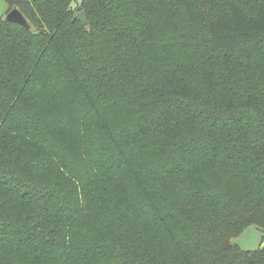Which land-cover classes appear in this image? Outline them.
Returning a JSON list of instances; mask_svg holds the SVG:
<instances>
[{
  "label": "trees",
  "instance_id": "obj_1",
  "mask_svg": "<svg viewBox=\"0 0 264 264\" xmlns=\"http://www.w3.org/2000/svg\"><path fill=\"white\" fill-rule=\"evenodd\" d=\"M73 1L0 14V264H264V0Z\"/></svg>",
  "mask_w": 264,
  "mask_h": 264
},
{
  "label": "rangeland",
  "instance_id": "obj_2",
  "mask_svg": "<svg viewBox=\"0 0 264 264\" xmlns=\"http://www.w3.org/2000/svg\"><path fill=\"white\" fill-rule=\"evenodd\" d=\"M82 0H74L72 6L77 9ZM8 5L5 0H0V14L6 16ZM235 241L243 250H257L264 245V227L257 225H248L235 238Z\"/></svg>",
  "mask_w": 264,
  "mask_h": 264
},
{
  "label": "water",
  "instance_id": "obj_3",
  "mask_svg": "<svg viewBox=\"0 0 264 264\" xmlns=\"http://www.w3.org/2000/svg\"><path fill=\"white\" fill-rule=\"evenodd\" d=\"M6 19L10 22L18 23V24L24 26L25 28H31V26H30L29 22L27 21V19L25 18V16L17 8L11 9L7 13ZM75 19H79L85 26L89 25L88 15L86 14L85 11L78 12ZM232 241H235V238H232Z\"/></svg>",
  "mask_w": 264,
  "mask_h": 264
}]
</instances>
